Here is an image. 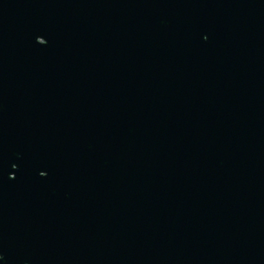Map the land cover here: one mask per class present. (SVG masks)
Segmentation results:
<instances>
[{"label":"water","instance_id":"obj_1","mask_svg":"<svg viewBox=\"0 0 264 264\" xmlns=\"http://www.w3.org/2000/svg\"><path fill=\"white\" fill-rule=\"evenodd\" d=\"M0 264H264V0H0Z\"/></svg>","mask_w":264,"mask_h":264}]
</instances>
